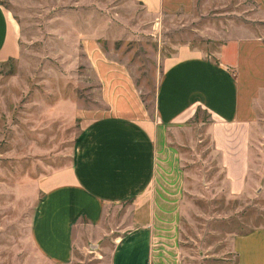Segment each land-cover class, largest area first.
I'll return each mask as SVG.
<instances>
[{
  "label": "rangeland",
  "instance_id": "374dc122",
  "mask_svg": "<svg viewBox=\"0 0 264 264\" xmlns=\"http://www.w3.org/2000/svg\"><path fill=\"white\" fill-rule=\"evenodd\" d=\"M165 3L153 15L137 0H0L19 25L17 55L0 60V264H61L41 256L31 238L43 197L37 180L74 160L89 110L103 106L90 43L128 67L154 119L167 59L181 45L214 59L228 29L255 10L253 0ZM255 115L241 192L232 191L220 165L206 110L168 129L183 157L182 253L161 264H238L233 237L264 225V106ZM103 226L101 241L77 248L67 264H111L116 240L133 227L128 202L110 207Z\"/></svg>",
  "mask_w": 264,
  "mask_h": 264
},
{
  "label": "crops",
  "instance_id": "0c3cea01",
  "mask_svg": "<svg viewBox=\"0 0 264 264\" xmlns=\"http://www.w3.org/2000/svg\"><path fill=\"white\" fill-rule=\"evenodd\" d=\"M137 1L153 15L166 4ZM253 2L249 22L228 29L214 59L189 45L167 59L154 119L128 67L111 59L98 41L89 44L103 106L89 110L74 160L37 180L43 197L31 238L41 256L72 262L77 248L97 244L107 234L108 209L128 202L133 227L116 240L111 264L179 260L185 177L182 153L170 144L168 129L200 109L211 116L213 146L232 191L245 189L256 106H264V0ZM18 51L19 25L0 4V60ZM232 249L238 264H264V225L235 235Z\"/></svg>",
  "mask_w": 264,
  "mask_h": 264
}]
</instances>
